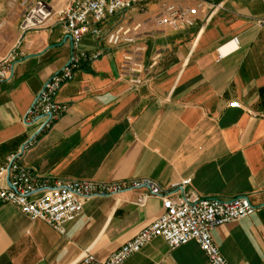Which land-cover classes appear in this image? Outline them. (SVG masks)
Masks as SVG:
<instances>
[{"label":"crops","instance_id":"obj_1","mask_svg":"<svg viewBox=\"0 0 264 264\" xmlns=\"http://www.w3.org/2000/svg\"><path fill=\"white\" fill-rule=\"evenodd\" d=\"M30 1L57 12L65 6V0ZM169 6L196 8L195 25L159 27L153 17ZM25 9L23 0H0V57L17 46L23 54L0 84V166L36 136L24 118L72 52L57 16L23 35ZM143 9L99 26L103 34L119 23L138 27L131 48L82 38L80 50L98 58L59 91L66 114L32 140L22 163L52 183L148 178L169 188L191 180L202 197L248 198L257 212L217 227L212 237L229 264H264V0H146ZM220 53L227 54L220 60ZM127 57L138 85L123 70ZM138 194L89 200L64 235L1 205L0 264H79L86 253L106 261L163 213L159 198L136 206ZM124 264L209 263L195 242L171 250L156 238Z\"/></svg>","mask_w":264,"mask_h":264},{"label":"built area","instance_id":"obj_2","mask_svg":"<svg viewBox=\"0 0 264 264\" xmlns=\"http://www.w3.org/2000/svg\"><path fill=\"white\" fill-rule=\"evenodd\" d=\"M145 1L65 0L64 8L57 12L44 1L23 0L26 9L19 27L23 35L42 30L57 16L66 34L71 37L72 45L69 62L47 80L24 118L26 126H35L36 136L49 130L66 114L68 106L57 101L59 91L75 79L85 64L98 58L97 55H88L80 50L82 38L86 35L97 39L104 37L111 47L131 48L136 42L138 27L131 29L119 23L103 34L99 26L106 20L122 16L139 6L142 13H145ZM197 15L196 8L169 6L153 19L161 28L183 31L195 25ZM259 26L264 27V18L259 21ZM236 41L233 40L234 44ZM17 49L18 46L8 55L0 57V84L12 78L16 60L23 57ZM133 51L136 54L140 52L139 49H130L128 53L132 54ZM226 54L220 53L219 59H223ZM131 62L132 58H125L123 70L134 75L132 82L138 85L141 79L135 74L139 72L129 68ZM231 107L239 108L240 105L232 103ZM32 140L24 146L20 154L9 157L7 162L0 166V183H5V186H0V206H15L32 222L42 221L64 235L65 225L81 216L84 205L89 200L110 198L132 191L139 192L134 204L141 208L145 207L151 198L162 200V215L130 242L121 246L106 261L101 262L86 253L79 264H124L128 258L139 253L156 238H162L171 250L195 242L209 264H229L214 242L212 232L217 227L251 217L257 212V208L248 198L237 197L223 201L202 197L190 189L191 180L169 188H164L148 178L106 183L83 180L52 183L48 179L35 176L22 163V155L25 149L32 145Z\"/></svg>","mask_w":264,"mask_h":264},{"label":"rangeland","instance_id":"obj_3","mask_svg":"<svg viewBox=\"0 0 264 264\" xmlns=\"http://www.w3.org/2000/svg\"><path fill=\"white\" fill-rule=\"evenodd\" d=\"M147 1H148V0H147ZM138 8H140V6H139ZM135 14H137V13H136V12H129V15H130V16H134ZM116 18H117V17H115V20H116ZM112 19H114V18H112Z\"/></svg>","mask_w":264,"mask_h":264},{"label":"water","instance_id":"obj_4","mask_svg":"<svg viewBox=\"0 0 264 264\" xmlns=\"http://www.w3.org/2000/svg\"><path fill=\"white\" fill-rule=\"evenodd\" d=\"M65 40H69V41H71V37L67 35ZM35 137H36V136H35ZM35 137H34V138H35ZM34 138H33V139H34Z\"/></svg>","mask_w":264,"mask_h":264}]
</instances>
